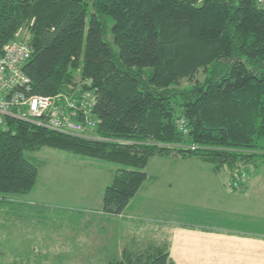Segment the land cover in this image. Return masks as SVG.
<instances>
[{
	"label": "trees",
	"instance_id": "obj_1",
	"mask_svg": "<svg viewBox=\"0 0 264 264\" xmlns=\"http://www.w3.org/2000/svg\"><path fill=\"white\" fill-rule=\"evenodd\" d=\"M22 26L31 33L23 70L32 91L87 80L98 122L95 137L25 121L0 130L1 195L30 191L38 167L25 152L43 145L119 164L101 195V210L119 213L153 155H196L232 177L264 143V2L0 0V54ZM107 264L173 263L165 244L149 243L123 247Z\"/></svg>",
	"mask_w": 264,
	"mask_h": 264
},
{
	"label": "rangeland",
	"instance_id": "obj_2",
	"mask_svg": "<svg viewBox=\"0 0 264 264\" xmlns=\"http://www.w3.org/2000/svg\"><path fill=\"white\" fill-rule=\"evenodd\" d=\"M89 10L90 3L86 22ZM112 22L113 19L106 16L108 28ZM24 32L31 35L27 27L22 26L8 41L23 42ZM195 76L201 78L203 72L199 71ZM188 82L181 80V84ZM25 155L37 165L38 175L27 193L0 194V264H107L108 259L120 256L124 238L134 237L133 244L145 246L164 239L162 232L168 229L166 223L169 221L201 220L209 214L206 207L200 210L193 203L194 197L208 203L207 197L185 192L176 200L179 198L177 191L167 189L160 181L150 183L155 175H159L160 169L173 170L178 162L198 161V156H186L188 161H180L183 157L179 156L172 158L170 153L155 156L143 169L150 175V182H143L136 191L135 203L143 202L144 192L148 193L147 207L143 204L145 210L136 213L131 223H125L126 234L124 238L120 236L123 241L118 242V234L112 232V227L117 221L129 219L130 212L123 209L117 213L123 216L109 213L105 216L100 208L103 189L110 183L119 164L48 145L26 151ZM159 161L165 162L162 167L157 164ZM245 168L250 184L263 190L264 143L254 149ZM147 183L151 184L148 190L144 185L149 186ZM144 221L146 225L139 226L138 222Z\"/></svg>",
	"mask_w": 264,
	"mask_h": 264
},
{
	"label": "crops",
	"instance_id": "obj_3",
	"mask_svg": "<svg viewBox=\"0 0 264 264\" xmlns=\"http://www.w3.org/2000/svg\"><path fill=\"white\" fill-rule=\"evenodd\" d=\"M155 156L162 155L152 157ZM173 156L176 157L172 155V158ZM180 159L188 161L186 157ZM164 163L157 162L160 167ZM175 165L177 166L173 167V170L160 169L159 175H155L151 182L148 181L150 175L147 174L145 181L150 183L160 181L167 189L177 191L179 198L176 200L182 198L181 194L185 192L196 194L200 198L207 197L208 203L197 200L196 197L193 198V203L195 207L197 204L198 209L206 207L209 214L201 217V220L169 221L166 223L168 229L162 232L165 233L164 239L153 242L166 245L168 257L173 264H264V189L252 186L247 173L244 182L237 188L227 190L223 182L231 177L230 172L215 171L209 163L200 159L193 162H178ZM150 183H147L149 186L144 184L146 190L149 189ZM136 195L135 193L124 208L125 212H130L129 219L119 223L117 221L116 226L112 227V232L118 234V242L126 234L123 229L126 227L125 223H131L136 213L145 210L143 204L147 207L146 201L150 199L148 193L145 191L143 202L137 203ZM216 210L218 213H214ZM101 212L105 216L108 214L102 210ZM109 214L123 216L117 213ZM146 223L138 222L139 226ZM129 237L122 240L121 249L128 247L140 250L144 247L139 246V243L133 244L136 240Z\"/></svg>",
	"mask_w": 264,
	"mask_h": 264
},
{
	"label": "built area",
	"instance_id": "obj_4",
	"mask_svg": "<svg viewBox=\"0 0 264 264\" xmlns=\"http://www.w3.org/2000/svg\"><path fill=\"white\" fill-rule=\"evenodd\" d=\"M22 34L23 42L8 41L1 49L0 130L13 132L12 121H25L58 132L95 137L92 133L98 122V118L92 115L95 94L84 87L87 80L78 79L74 88L55 94L32 91L29 76L23 70L32 51L28 42L31 35ZM178 127L187 131L184 119L179 118ZM245 178L246 171L240 169L233 177L224 180V187L227 190L237 188Z\"/></svg>",
	"mask_w": 264,
	"mask_h": 264
},
{
	"label": "bare ground",
	"instance_id": "obj_5",
	"mask_svg": "<svg viewBox=\"0 0 264 264\" xmlns=\"http://www.w3.org/2000/svg\"><path fill=\"white\" fill-rule=\"evenodd\" d=\"M29 58H30V57H29ZM29 58H28V59H29ZM27 61H28V60H27ZM27 61H26V62H27ZM92 115H93V112H92ZM93 116H94V115H93ZM94 117H95V116H94Z\"/></svg>",
	"mask_w": 264,
	"mask_h": 264
}]
</instances>
